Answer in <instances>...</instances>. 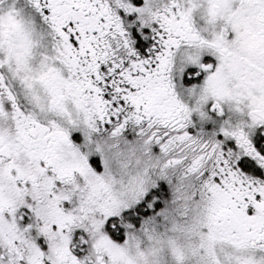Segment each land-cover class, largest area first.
I'll use <instances>...</instances> for the list:
<instances>
[{
	"label": "snow or ice",
	"instance_id": "6c2138e0",
	"mask_svg": "<svg viewBox=\"0 0 264 264\" xmlns=\"http://www.w3.org/2000/svg\"><path fill=\"white\" fill-rule=\"evenodd\" d=\"M0 264H264V0H0Z\"/></svg>",
	"mask_w": 264,
	"mask_h": 264
}]
</instances>
